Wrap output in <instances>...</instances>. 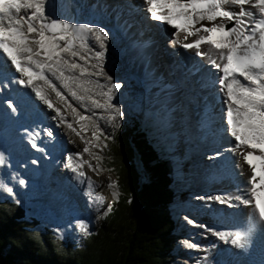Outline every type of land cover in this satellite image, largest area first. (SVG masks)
<instances>
[{
    "label": "snow or ice",
    "instance_id": "1",
    "mask_svg": "<svg viewBox=\"0 0 264 264\" xmlns=\"http://www.w3.org/2000/svg\"><path fill=\"white\" fill-rule=\"evenodd\" d=\"M144 5L151 21L176 30L173 44L194 50L195 55L206 58L222 73L217 84L223 93L226 131L235 141L232 151L242 149L243 159L251 170L249 186L238 189L241 194L221 193L200 199L229 207H250L264 224V0H144ZM181 34L183 41L194 39L184 43L179 38ZM107 39L108 33L102 28L49 18L45 15V0H0V52L19 73L14 82L29 88L36 99L54 112L52 119L66 123L82 141L83 128L77 131L61 109L54 107L49 92L67 105L74 121L91 122L92 117L84 114L89 111L88 102L94 109L109 113L112 121L122 117L121 108L112 103L121 84L112 82L104 70ZM89 41L97 50H93ZM101 78L108 83L101 84ZM94 92L103 97V102L94 98ZM73 101L79 102L82 110ZM7 107L16 112L11 101ZM96 131L104 135L102 129ZM47 135L53 133L49 131ZM92 138L99 140L96 132ZM30 143L37 148L35 142ZM83 153L92 155L88 146ZM83 153L75 154L80 163H74V157L69 155L65 164L82 183L89 180L81 170L87 163ZM216 155L219 157L220 153ZM95 159L103 157L97 154ZM2 166L10 164L0 151ZM88 167L93 172L98 170V165L89 163ZM18 182L25 185L22 179ZM108 186L113 187V183ZM0 188L14 195L12 188L3 184ZM107 211L110 206L104 214ZM97 218H103V214ZM188 222L196 226L194 221ZM79 227L84 235L89 234L87 225ZM203 227L226 243L231 238L230 243L237 247L245 246L251 231L247 225L224 231ZM188 247L198 246L191 243Z\"/></svg>",
    "mask_w": 264,
    "mask_h": 264
},
{
    "label": "rangeland",
    "instance_id": "2",
    "mask_svg": "<svg viewBox=\"0 0 264 264\" xmlns=\"http://www.w3.org/2000/svg\"><path fill=\"white\" fill-rule=\"evenodd\" d=\"M65 1L71 7L70 8L67 6L68 8H70L72 10L73 14L76 12H79L78 14L80 15V13H81V16L79 18H78V16L75 17V15H73L74 19H75V25L86 24V20H90L91 22L96 21V18L93 19L92 16L90 17L89 15L90 14H93V15L96 14L97 15V12H96V10L91 11L88 3L81 5V0H65ZM86 1H91V0H86ZM116 1L120 2L122 0H116ZM123 1L127 2L128 4L130 1L132 6L135 8L132 10V12L135 14L133 21L135 22V24L138 26V28L141 31H150L151 28L156 29L155 25H157V24L154 25L151 23V25L148 26V24L151 22V20L149 19V14L146 13V11L144 10L145 5L143 8L138 9V6L140 7V4L133 5L132 0H123ZM93 2L100 4L101 0H92V3ZM142 2L144 3V0H142ZM86 5H88V6H86ZM116 5H118V4L116 3ZM124 5L127 6V4H124ZM87 7H88V9H87ZM106 8H107V11H110L111 6L107 5ZM117 9H118V7H117ZM98 10L99 11L101 10L100 7L98 8ZM84 11L86 13L88 12L89 14H82V13H84ZM139 12H141V14H139ZM143 13L145 14V16ZM124 14L128 17V13L125 9H124ZM45 15H46V12H45ZM48 17L53 19V20H57L51 13L48 14ZM143 17H145V20L143 19ZM117 19H118V17H117ZM65 20L69 21V19H65ZM71 20H72V18H71ZM141 20H144L143 21V22H145L144 25L141 23ZM146 21H149V23L146 24ZM155 23H159V22H155ZM95 27H97V26H95ZM175 31H176L175 29H171L168 26H166L165 36H166L167 41H168L167 48L164 50L166 53H173V52H171V51H173V49L179 50L178 49L179 46H176V47L169 46V44H173L171 40L176 39V37L173 35V33H175ZM142 35H144V34H142ZM129 39H132L134 41L136 39H141V38H138V34H135V35L130 36ZM145 40H147V39L143 37V39H141L139 41L141 42V41H145ZM134 42L136 44L137 40ZM89 44L93 47V50H97V47L93 44V42L90 41ZM118 44H123V46H124L123 49H120ZM130 51L132 53H129ZM133 51H134V47L132 48L130 46V43L127 42L125 40V38H123L121 36L118 37V34L116 32L112 33L106 41L105 59L103 62L104 70L107 73V75L112 78V82L118 83L117 80L120 79L121 82L123 83L121 85L120 90L118 92H116L115 97L112 101L113 104H115L121 108L123 116L118 117L117 120H115V121H112L110 119V114L108 115V113H106L104 111H103V113H100L99 111H97L100 109H94L91 106L90 102H88V104H87V106L89 107V111H94V112H92V114H94V115H97V114L101 115L102 114L101 118L92 117V115L89 113V111L87 113H84V114L92 117L91 122H89V121L83 122L84 126H86V128L89 129V131L91 133L96 132V135L99 137V140H95L96 148L91 149L92 155H84L83 156V159L86 157L85 161H87L88 164L90 163L93 166L98 165V170L95 173L92 172L93 177H92V174L91 175L88 174L89 180L85 183V184H89L90 182H93V184L91 186H89V187L87 186L85 188H84L85 184L82 186V185H80V183L78 181H76L78 184H74V180L72 178L73 173L67 170V175L69 178V180H67V182L68 183L73 182V187H72L73 190H75V193H78L80 195L75 194V193L74 194L70 193V195H66L65 198L63 197L64 199H66V201H62V200L58 201V199H57L55 202L54 196L59 195L58 193H60V192H58L56 190L52 191L51 189H50L51 191H49V187L46 190L45 189L46 178L44 180H42V178L39 177V175H36V173L34 175V173H33L34 171H37V170L40 171V164H39V167L37 166L35 168L30 167V165H29L31 163L32 166H35L31 162V160H29L31 152H34V148L31 147L30 142H35L37 144V142L39 141L38 138L40 137V136H37V139H36V135L34 134V132L31 133V131H32L31 124L33 123V121H32V119L29 120L27 123V126H24L22 123H18V120H16V121H13L15 124V127L10 126L6 129H4L1 126V129H0V131H1L0 132V151H3L5 153V155L8 157L9 164H10V166L0 167V184L6 185L7 187L12 188V191L14 193V195H10L8 192L3 190V188H0V197H1V199H3V198L12 199V201H14V202L28 206V208H26V209L29 211V213H28L29 217L35 216L36 218H38L39 220L42 221L41 226H39L38 229H41L42 231H44L43 229H52V230L56 231V234L58 237H60V238L62 237V239H64L63 241L66 242V240H68V241H70V243H75V242L79 243L81 238L84 237V234L82 233L79 226L81 224L87 225L88 232L91 230H96L99 227V224L103 219V218L98 219L97 217L102 215V214H103V217L106 216V214L109 211H107L106 214H104L105 210L108 209L109 206L111 208L113 202L116 201L120 197L121 191L118 188L117 183H116L118 177H117L114 170H110L105 166L106 158H108L107 153L110 152L109 144H110V141H112L113 138L115 137L118 127L123 125L125 122H128V120L131 118V116H134V117H138V115L142 116V114L144 112H146L149 115H153V114H157L159 112H162L163 109L166 108L168 113H170L168 115V118H170V121H171V125H170L171 129L174 130V133L176 135L175 140H172L175 142L172 155L177 156V157L185 156V159L182 163V167L180 168L181 171L184 170L188 174L192 172L193 177L195 175L193 170L198 171V174H196V181H195V178H192V180H191L192 184H190L189 182L186 183V185H192L194 189H189L186 191L179 192L180 198L178 200L177 206L174 208V213L177 215V225L179 228L178 234L180 235V237H179L180 242H179V246L177 248V251H178V252H176L177 254L173 258L171 257V259H172L171 264H207L206 263L207 261H209L210 259L213 260V258H214L211 255L214 254L216 256L218 250H215L213 252V254L210 255V259L207 258L206 262L201 261L200 257H202V255H203V253L201 251L205 247V244H203V243H206V241L209 242V240H204V238L207 236L205 234L208 230H206V228L203 226H207V229H210L209 228L210 222L207 221L208 215L211 213L217 212V210L212 211L213 208L222 207L220 210L221 213H224V212H222L223 210H225V213H227L231 210L229 206H226L227 204H221V203L215 202V201H206V200L200 199V197L214 196L216 194H221L224 192L223 189H222V191H223L222 192L218 188H216L217 186H219V187H221V186L216 185L215 182H213L210 187H205V185H207L209 182H212V181H210L209 178L206 179L207 174H206L205 169H203L202 167H198V165L201 164L199 162L204 161L205 159L209 160L210 161L209 165H211L212 164L211 158L213 156L217 157V155L215 153L217 150H212V151L208 150L207 151V149H205V146L200 147L202 149L199 148L200 149L199 150L195 145H193V143L191 144L190 148L185 147V143H183V138L178 137V135H177V134H180V132H179L180 128L178 127V125L182 126V124H178V122H177V120L181 122V118H180L181 117V115H180L181 110L174 111V108H172L171 105H167V106H163V107L159 108L160 105L168 104L167 102L165 103L162 100H157V95L160 96V89L163 90L164 87H162V85H161L160 89L154 88L155 90H153L152 88L148 87V85H150V84H147V85L144 84V83H148V80L146 78H143V76L141 75L143 67H142V64L140 63V60H139L140 58H138L136 53H134ZM164 51H161V52H163V54L157 58H156L157 55L152 56L153 58H152L151 64L158 67L159 74H161L160 78L157 77V81L162 82L163 85L165 82H170L169 75H168L169 73H167L166 75H163L162 74L163 72H161L160 70H164V69H161L160 66H157L158 63H160L159 65H161L163 63V65H165V69L176 68L177 71L181 70V73H180L181 76H184L185 78L190 79L191 76L185 75V73L183 71V66L185 65V63L188 61V59L190 57L192 58L194 56V54H192L193 55L192 56L191 53H190V55H186L182 52L178 53L176 57L180 58L181 61H180V63H174V65H172V67H171V65L169 64V60H168L169 56ZM7 65H10V62H8ZM134 65H137V69H135L136 66L134 67ZM156 67H155V72L157 74V68ZM10 71L14 72V69L12 68V70H10ZM144 77H146V75H144ZM154 78L156 79V77H154ZM136 79L141 81V84H139V81L137 82ZM4 80L2 79L3 82L6 81V80L5 81ZM2 81L0 80L1 86H2ZM37 83H40V82H37ZM100 83L106 84V83H108V81L101 78ZM13 84H15V86L17 88L22 87L18 83H15L14 81H13ZM6 85L9 86V88H7V92H8L11 88V85L8 82L6 83ZM166 91H168V89ZM2 93L5 94L4 90ZM148 94H149V101H148ZM32 96H33L32 101H34V99H35L34 94H32ZM93 96L95 99H99V100H101V102H103V97L95 95V92L93 93ZM124 96H125V99H123ZM198 96H199L198 93L190 94L192 102H196V100L198 99ZM50 97L56 105L57 104L61 105L60 101L55 102L54 96L52 94H50ZM152 99L155 101L154 104L150 103L152 101ZM180 102H182V101H180ZM218 102H219V97L215 100L214 103H212L211 107H212L213 111H215L216 108L219 106ZM38 103L42 106V108H44L45 110L47 109V107L45 105H43L38 100V101H35V105L32 106L30 108V110L32 111L33 107H36V106L39 107L40 105H38ZM80 106L83 108L82 105H80ZM15 108L17 110L18 106L16 105ZM3 109L6 110L7 106L4 104V101H2V104H1V100H0V110H1L0 112L4 111ZM46 112H47V110H46ZM178 115H180V116H178ZM48 116H49V113H47V117ZM214 116L216 117V115H214ZM51 117H53V116H51ZM168 118L166 116V119H168ZM163 119H164V117L161 118L160 120H163ZM101 120L103 121V124L101 123ZM222 120H223L222 123L226 124L225 123V117ZM56 121H58V120H56ZM98 122L102 125V127L99 126ZM60 125L62 126V124H60ZM103 125L106 126V127H104V129H103ZM97 128H100L103 130V133H104L103 136L100 134V132L96 131ZM225 129H227V127H225ZM45 130L48 132V130L46 128H45ZM46 131H45V134L47 133ZM72 134H75V133L72 132ZM41 135H42V133H41ZM226 135H227V137H230V135L228 133H226ZM105 137H107V139H105ZM178 138H179V141H178ZM68 139L69 140H66L65 136L61 132L60 140H63L64 144H66V146L68 145L69 147H71V151H75L74 154L79 153L80 150L78 148H77V150L72 149V146L70 145V142H69L71 140L70 136L68 137ZM75 139L78 140L77 136L73 135V141H75ZM217 143H218L217 141L213 142V143L209 142L210 145H214ZM58 144L60 145L61 143L59 142ZM24 145L26 147H23ZM105 145H106V147H105ZM37 147H39V148H37L38 150L43 149V147H41L38 144H37ZM206 148H209L211 150L212 147L207 146ZM100 149H102V151H100ZM8 152H9V154H8ZM196 152H200V154L196 155L195 154ZM204 152H207L208 155L207 154L206 155L201 154ZM217 153H222V151H219ZM97 154L99 156L103 157V159L102 160L95 159V156ZM210 155H211V157H210ZM217 158H216V161H219L221 157H217ZM32 161H34V160H32ZM222 162L225 163V160L224 161L222 160ZM60 163H62V164H60ZM66 163H67V158L64 161L61 160L60 162H58V164H59L58 168H60L61 172L63 170L62 167L66 168L65 167ZM215 163L216 162H214V165H215ZM84 164H86V163H84ZM200 168H201V171H200ZM99 169H102L103 171H99ZM187 170H189V171H187ZM88 171L90 172L89 169H88ZM41 172H42L41 176L44 177L43 170ZM230 172L231 171H229V173ZM98 173H100L101 175L104 173L107 174L106 180L103 183H99L98 181H96V179H94V178L98 177ZM229 173L228 174L226 173L227 175L225 174V177H221V180L223 182L228 180L229 182L235 184V178L230 176ZM48 174H49V172H47L46 177L49 176ZM179 174L181 175V177L179 178V183L177 184L176 187H180V185L184 181H186L184 178V175L182 176L183 173L179 171ZM226 176L228 177V179L226 178ZM21 179L25 181V185H23V186H21L18 182ZM98 179H99V177H98ZM211 180H215V178L212 177ZM49 181H48V185H51L49 183ZM109 182L113 183V187L108 186ZM54 183L59 184V182H56V181ZM42 184H43V186H42ZM90 189L94 193H96V195L91 194ZM40 192H43L42 196H40ZM101 193L105 197H107L106 200L103 201L100 199L103 196ZM44 194L48 195V196H46L44 198ZM83 195H85V197L88 196V199L90 200V202L94 198L95 202L97 204H92V203L90 204V202H88L89 206H87V210H85L84 212H80L79 209H77V210L74 209V211H77L78 213H80L79 216H78V214H73V213H69V212L65 213V215H64V213L62 214L63 210L72 209V207H74V206H71L70 203L66 204V202L70 201L69 198L74 196L72 198V200L77 201V199L81 200ZM80 200H79V202H80ZM218 204H220L221 206ZM224 206L228 207V208L223 209ZM50 208H52L54 211ZM31 209H32V211H30ZM90 210H91V214L88 215V213H90ZM194 210H198L197 213H193L192 211H194ZM60 214H62V215L59 216ZM87 215L89 216L88 218H87ZM81 217H85V219H82ZM236 219L239 220L240 217H236ZM189 220L194 221L196 226H193V224H190L188 222ZM233 221H234V219L232 220V222ZM212 241H215V239L211 240V242ZM191 243L196 244L198 247H196V248L188 247V245ZM225 245H226L225 249L227 250V252H231L235 249L231 243H229V244L227 243Z\"/></svg>",
    "mask_w": 264,
    "mask_h": 264
},
{
    "label": "trees",
    "instance_id": "3",
    "mask_svg": "<svg viewBox=\"0 0 264 264\" xmlns=\"http://www.w3.org/2000/svg\"><path fill=\"white\" fill-rule=\"evenodd\" d=\"M169 114L164 108L133 118L110 141L105 166L115 171L121 194L79 243L38 230L25 206L0 201V264H171L180 242L174 208L181 164L172 155L175 135L166 132Z\"/></svg>",
    "mask_w": 264,
    "mask_h": 264
},
{
    "label": "bare ground",
    "instance_id": "4",
    "mask_svg": "<svg viewBox=\"0 0 264 264\" xmlns=\"http://www.w3.org/2000/svg\"><path fill=\"white\" fill-rule=\"evenodd\" d=\"M132 2H133V5L140 4V7L138 6V9H141V8L144 7V3L142 2V0H132ZM87 3H88V1H87ZM106 3H108L109 6L112 5L111 8L113 7L114 4H116V3L118 4L117 7H118L119 11H114L113 10V12H115V13L117 12L118 14L122 13L123 16L125 17L126 24L128 25V29L125 32V37L128 39V42L130 43V45H134L135 44L134 41H136V40L137 41L141 40V39H136V40L133 41L132 39H129L130 36L138 34V38H141L142 34H144V32L146 33L144 38L147 39V42H146L147 44H149V40H152V41L157 40L158 43H159V34H157V32L155 31L156 30L155 28H151L150 31H141L138 28V26L135 24V22L133 21V18L135 16V14L132 12V10L135 9V8L132 6L130 1H129V4H128L127 2H125L123 0L120 1V2H117L116 0H101L100 4H97V6L94 9L98 10V8L100 7V9L102 10V9H104L105 6H107ZM124 4H127V6H125ZM81 5H84L83 2H81ZM67 6L70 7L69 4L66 3L65 0H45L46 16H48V14L51 13L57 20L66 21L65 19H69V21H67V22H70V23L75 25V19H74V16H73L74 14L72 13V10L70 9L71 7L68 8ZM87 9H88V7H87ZM124 9L127 11L128 17L124 14ZM107 12H109V11H107ZM82 14H85V13H82ZM139 14H141V12H139ZM92 15L93 14H90V16H92ZM80 16H81V13H80V15L78 14V18ZM95 16H96V21L91 22L90 20H86V24L89 25V26H97L99 28L104 29L108 33V37L112 33L115 32V31H113V29L107 28V22L105 21V18H106L107 15L105 16V15H102L100 13L99 15L95 14ZM144 16H145V14H144ZM71 18H72V20H71ZM143 21L144 20H141V23L144 25L145 22H143ZM147 23H149V21H146V24ZM152 24H154V23H152ZM149 25H150V23L148 24V26ZM160 30L162 32L166 31V29H164L163 27H161ZM180 39L183 41V34H181ZM193 39H194L193 37H190L188 41H183V42L184 43L191 42ZM141 43H142V45H140V47H143V45H145V41H141ZM151 46H154V48H155L157 46V44H154V45H151ZM169 46H171V47L179 46V48L182 49V47L180 45H176V44H169ZM144 49H147V48L143 47V48L138 49V51L134 50L133 52L136 53L138 58H141L142 53H140V51L144 50ZM202 50H203V48H202ZM180 52H181V50L179 52H177V53H180ZM129 53H132V52L130 51ZM162 54H163V52H161V51L158 52V50H157L156 51V55H157L156 58L159 57ZM158 64H160V63H158ZM152 66H155V65H152ZM159 66L161 67V69H163V65L162 66L159 65ZM10 68L14 69V72L11 74L12 78L19 75V73L16 72L14 66L10 65L7 68V70H9ZM205 68H206V70L208 72H211L212 68H214V67L211 64L207 63ZM135 69H137V67H135ZM160 71L163 72L162 73L163 75H166L168 73L167 70H165V69L164 70H160ZM147 75L149 76L148 77L149 79L156 77V81H157V77L160 78V76H161V74H159L158 67H157V74L155 72V67H154V68H151V69H149L147 71ZM143 78H145V77L143 76ZM2 79L4 80V78H0L1 81H2ZM4 83H7V81H5ZM180 83H182V81H180ZM10 85H11V90H14L13 89V85H14L13 81H11ZM162 87L165 88V86L163 84H162ZM26 89L30 90L29 88H26ZM153 90H155V89H153ZM6 91H7V89H6ZM187 91H188V88H185L184 89V94L187 93ZM50 94H52L54 96L55 102L59 101L58 98L55 97L54 93L49 92V95ZM34 100L38 101V99H36V98ZM157 100H162L165 103L166 102L168 103V104L160 105L159 108L163 107V106L171 105L172 108L176 109L177 111L182 110V104H181L182 102H180V101H182V99L179 96L171 95L170 92H165L163 90H160V96L157 95ZM148 101H149V94H148ZM154 102L155 101L152 99V101L150 103L154 104ZM73 103L77 107H80L82 109V107L80 106L79 102L73 101ZM53 104H54V107L61 109V112L67 117L68 121L73 122V127H75L77 129V131H81V129L83 128V130L81 131V135L84 137V140L82 141L80 139V137L77 136L78 140L75 139V141H73V135H75V134H72V130L67 128V124L64 123L61 126L58 121L52 119L51 116L54 115V112L49 110V109H46L47 113H49V116L45 117V122L46 123L49 122L51 124L50 127H55V130H57V133H58V137H59L58 139H60L61 132H62L63 135L65 136L66 140H69L68 139L69 136L71 137V140L69 142H70V145L72 146V149L77 150V148H78L80 150L79 153H83L84 147L88 146L89 149H90V153H92L91 149H95L96 148V143H95V140L92 138V133L89 131V129L86 128V126H84L83 122H86V121H74L73 120L74 114L71 113V110L67 107V105L64 102H61V105H59V104L56 105L54 102H53ZM206 106H208V102L206 104L202 103V107L203 108L206 107ZM23 108L18 109V111L22 110ZM182 114L183 113L180 112L181 117H182ZM0 115H6V113H4L2 111V112H0ZM180 115H178V116H180ZM224 117H225V111H222V112L219 113L218 117L217 116L215 117L214 115H212L210 119H211L212 122H214V121L218 120L219 118H224ZM16 120H19V119L15 118L13 116L10 117V124H12L11 127H15V124H14L13 121H16ZM177 122H178V124H182L178 120H177ZM178 127L180 128L179 130H181L182 126L178 125ZM31 133H32V131H31ZM42 135H43V132H42ZM218 135L224 136L225 133H223V131H222ZM44 136L45 135H43L42 138H44ZM222 139H223V137H220L219 140H217L218 143L214 144V145H210L209 141L206 142V144H208V146H210V147L222 146L220 149H218L215 152L217 154V152L222 151V153L219 155V157H221L220 160L219 161H216V160L214 161L213 159H215V156H213L211 158V160H212V164L211 165H209L210 161L205 159L204 161L199 162L201 164H199L200 166L198 165V167H202L203 169H205L206 174H207L206 175V179L209 178V180L212 181V182H215L216 185H220L221 187L217 186L216 188H218L220 191H222V189H223V191H224V192L222 191L223 193H228V194H231V195L241 194L240 192H238V189H241V190L242 189H246L249 186V179H250V176H251V170H250L249 166L246 164V162L243 159V155L241 154V150L242 149H237L235 152L232 151V148H233V146L235 144V141L231 137L228 138V139H225V138L223 140ZM38 140H41V138H39ZM85 141H87V144L85 143ZM60 143H61L60 145L58 143L54 144V147L57 146V150H61L63 147H65V153L63 154L65 156V158H67L69 155H72L74 157V163L78 164V163L81 162L80 158L75 156V154H74L75 151H71V147H69L68 145H67L68 146L67 147L66 144H64L63 140H60ZM23 147H26V146L24 145ZM37 148H39V147H37ZM248 150L250 151V149H248ZM58 154L61 156V152H59ZM201 154L206 155L207 152H204V153H201ZM84 155H89V154L88 153H83V156ZM210 157H211V155H210ZM57 158L58 157H56V158L53 157L52 158V161L55 162L53 164L54 166H52L51 163L46 162V161H48L47 158H45L43 160V162L40 163V170H43L44 177L41 176L42 172L39 171V170L34 171L33 173L34 174L36 173V175H39V177H41L42 180H44L46 178V181H45V183H46L45 189L46 190L49 187V191H51V190L55 191L56 190V191L60 192V193H58L59 194L58 196H60L58 198V201L59 200L60 201L61 200L62 201H66V199H64L66 195H70V193L71 194L75 193V190H73V188H72L73 187V182H71V183L67 182V180H69L68 175H67V170L70 171V172H71V170L68 169V168H63L62 167L63 170L61 172L60 168L56 167V165H59ZM85 158L83 159L84 161H85ZM61 159H62V156H61ZM63 160H65V159L63 158ZM222 160L223 161L224 160L228 161L226 167L222 164ZM214 162H216L215 165H214ZM34 165H35V167H37V166L39 167V164H37V162ZM64 169L66 170V173H64ZM82 169L81 170L86 173L87 177H88V174L91 175L92 172H93L88 167V162L86 164H84ZM88 169L90 170V172L88 171ZM200 171H201V168H200ZM229 171H231V172L229 173ZM47 172H49V174H50L48 177H46ZM63 173H64V176H63ZM226 173L227 174L229 173L230 176L235 178V184L229 182L228 180L223 182L220 178L218 180H211L212 177H214V178L225 177ZM196 174H198L197 170H196ZM106 176H107V174H105V173L102 174V175L100 173H98L99 179H98V177H96L94 179H96V181H98L99 183H103L106 180ZM92 177H93V174H92ZM72 178L74 180V184H78L76 181H78L80 183V185L86 183V182L81 183L75 177L74 174L72 175ZM226 178L228 179L227 176H226ZM48 181H49V183L51 185H48ZM53 181L54 182L55 181L59 182V184H55ZM89 184L92 185L93 182H90ZM89 184H85L84 187L88 186ZM42 186H43V184H42ZM90 193L96 195V193H94L92 190H91ZM75 194H78V193H75ZM42 195H43V192L40 193V196H42ZM78 195H80V194H78ZM88 196L85 197V195H83L81 200L79 199L80 202H79L78 199H77V201L72 200V198L74 197V196H72L71 198H69L70 201L66 202V204L70 203L71 206H74V207L77 206L79 208L80 212H84L85 210H87V206H89L88 202H90V200L88 199ZM106 198L107 197H105L103 195L100 199L104 201V200H106ZM91 203H92V201L90 202V204ZM218 205H220V204H218ZM221 208L222 207L213 208L212 211L213 210H217V212H214V213H211V214H209L210 212L208 213L209 215H208V220L207 221L210 222L209 228L214 230V231H224V230H234V229H237V228H244V226L247 225L251 229L250 234H249V240L245 242V246H243V247H237V246L232 244L235 249L233 251H231V252H227V250L225 249V247H226L225 244H227V243L229 244L231 238H229V242L226 243L224 241H221L218 238V236L214 235L213 231H207L206 234H205L207 236L204 238V240H209V242L206 241V243H203V244H205V247L201 251L203 253L202 257H200L201 261L206 262L207 258L210 259V255L213 254V252L215 250H218L217 255H216L217 259L219 257H221V256L226 258V260L222 261V264H264V224H262L259 221V219L252 212L250 207H245V206L230 207L231 210L229 212H227V213H225V210L222 211L224 213H221L220 212ZM224 208L227 209L228 207L224 206L223 209ZM236 217H240V219L237 220ZM233 219H234V221L232 222ZM213 239H215V241L211 242V240H213ZM211 256L214 257L215 255L213 254ZM217 259H215L214 262H212V260L210 259L206 263L207 264H218V261H216Z\"/></svg>",
    "mask_w": 264,
    "mask_h": 264
}]
</instances>
